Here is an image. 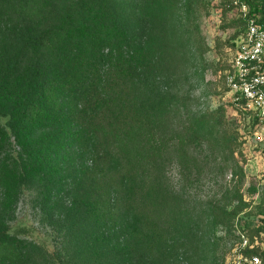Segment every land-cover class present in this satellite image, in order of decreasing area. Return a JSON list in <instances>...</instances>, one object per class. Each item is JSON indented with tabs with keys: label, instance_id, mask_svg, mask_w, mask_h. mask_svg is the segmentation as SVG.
<instances>
[{
	"label": "trees",
	"instance_id": "1",
	"mask_svg": "<svg viewBox=\"0 0 264 264\" xmlns=\"http://www.w3.org/2000/svg\"><path fill=\"white\" fill-rule=\"evenodd\" d=\"M159 1L0 0V189L36 185L53 241L0 212V264H185L166 173L139 164L137 134L169 104L153 80Z\"/></svg>",
	"mask_w": 264,
	"mask_h": 264
},
{
	"label": "rangeland",
	"instance_id": "2",
	"mask_svg": "<svg viewBox=\"0 0 264 264\" xmlns=\"http://www.w3.org/2000/svg\"><path fill=\"white\" fill-rule=\"evenodd\" d=\"M235 1L156 4L161 50L153 80L169 94V104L154 126L140 129L137 143L142 171L151 165L155 173L165 172L176 198L171 238L177 240L178 263L239 264V234L264 228V123L234 109L224 75L244 28ZM10 141L12 161L23 148L12 136ZM5 188L0 189V212L11 229L31 228L30 238L52 250L40 189L30 181ZM0 253L1 258L8 252Z\"/></svg>",
	"mask_w": 264,
	"mask_h": 264
},
{
	"label": "built area",
	"instance_id": "3",
	"mask_svg": "<svg viewBox=\"0 0 264 264\" xmlns=\"http://www.w3.org/2000/svg\"><path fill=\"white\" fill-rule=\"evenodd\" d=\"M245 22L243 33L235 40L234 53L225 81L234 107L250 119L264 123V18L250 12L244 0H236ZM239 264H262L264 231L251 239L241 232ZM252 250L254 252H252ZM229 264L230 260H228Z\"/></svg>",
	"mask_w": 264,
	"mask_h": 264
}]
</instances>
